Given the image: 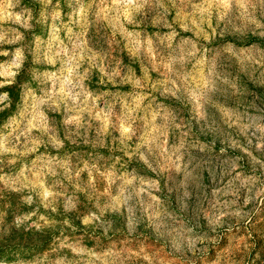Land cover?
I'll return each mask as SVG.
<instances>
[{
  "label": "rangeland",
  "instance_id": "obj_1",
  "mask_svg": "<svg viewBox=\"0 0 264 264\" xmlns=\"http://www.w3.org/2000/svg\"><path fill=\"white\" fill-rule=\"evenodd\" d=\"M19 72L0 264H264V0H0Z\"/></svg>",
  "mask_w": 264,
  "mask_h": 264
},
{
  "label": "trees",
  "instance_id": "obj_2",
  "mask_svg": "<svg viewBox=\"0 0 264 264\" xmlns=\"http://www.w3.org/2000/svg\"><path fill=\"white\" fill-rule=\"evenodd\" d=\"M21 74L22 72H19L15 76V80L12 83L4 85L0 88V90L7 93V97L9 100V105L7 107L5 106L2 109H0V124L12 112L19 98V86L21 84V81H20ZM43 242L45 241H41L39 245L43 246ZM31 244L33 245V243L28 242L25 245H23V243L13 241L11 240V238L10 239L1 238L0 239V260L11 261L12 259L11 257H9L10 256L9 254L11 253H9L8 251L9 249H13L14 247V252L15 250L23 251L25 249H30L32 246ZM35 244L37 245V243Z\"/></svg>",
  "mask_w": 264,
  "mask_h": 264
}]
</instances>
